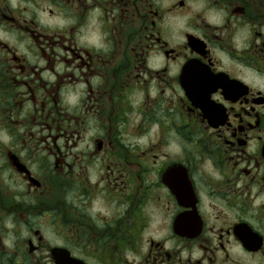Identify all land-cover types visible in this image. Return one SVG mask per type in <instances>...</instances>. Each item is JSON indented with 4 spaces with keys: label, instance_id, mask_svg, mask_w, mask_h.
I'll use <instances>...</instances> for the list:
<instances>
[{
    "label": "flooded vegetation",
    "instance_id": "obj_1",
    "mask_svg": "<svg viewBox=\"0 0 264 264\" xmlns=\"http://www.w3.org/2000/svg\"><path fill=\"white\" fill-rule=\"evenodd\" d=\"M0 264H264V0H0Z\"/></svg>",
    "mask_w": 264,
    "mask_h": 264
}]
</instances>
